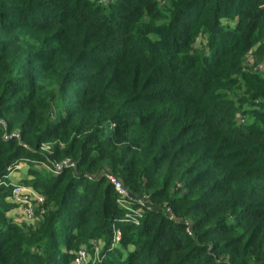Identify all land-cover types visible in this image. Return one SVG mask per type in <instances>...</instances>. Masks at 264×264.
Here are the masks:
<instances>
[{
    "label": "trees",
    "instance_id": "trees-1",
    "mask_svg": "<svg viewBox=\"0 0 264 264\" xmlns=\"http://www.w3.org/2000/svg\"><path fill=\"white\" fill-rule=\"evenodd\" d=\"M263 20L264 0H0V181L23 152L63 165L35 235L0 215V264H73L102 237L105 264H264V106L242 125L222 99L264 98L245 71ZM106 175L145 201L138 225Z\"/></svg>",
    "mask_w": 264,
    "mask_h": 264
},
{
    "label": "rangeland",
    "instance_id": "rangeland-1",
    "mask_svg": "<svg viewBox=\"0 0 264 264\" xmlns=\"http://www.w3.org/2000/svg\"><path fill=\"white\" fill-rule=\"evenodd\" d=\"M162 3H166L167 0H160ZM97 2L109 5V0H97ZM234 15V13H233ZM235 20L226 21L225 19L221 20V24L223 28L226 30H233L235 29ZM232 32V31H229ZM39 33L33 34L32 37H28L30 41L36 38ZM222 35L219 33L216 39H220ZM234 35H231L227 40L228 43L234 42ZM255 39L257 42L251 51L247 54V67L245 71L249 73H253L255 71L261 72L264 71V20L262 21L261 25L258 28L257 33L255 34ZM209 35L206 33H199L195 37L194 42V50L195 52L200 53L206 57H211L214 53L219 51H214V48L209 49L208 46ZM193 54V53H192ZM220 54V53H219ZM23 73L17 78V81H23ZM227 96L223 97L222 99H228L232 101V103L240 107L241 112L239 116V124L246 125L252 121V117L254 116V112L257 108H261L264 106V98L255 101V103H250V101H246V96L243 92H239L236 95H230L228 91ZM70 92H64V96L69 95ZM54 143L45 144L41 148V154H45L49 156L51 153V146ZM25 152L22 153L21 158L12 165L8 172L5 174L4 179L0 181V190H5L6 196H3V204L0 207V215L4 217L8 222L16 225L19 228H23L25 234L35 235L37 229L40 227L41 222H43V217H39L41 208H38L37 212V219L33 222H22L21 216L19 214L18 208L12 202V198L10 195L11 188L14 184H20L25 187L31 188L32 190L36 191L37 189L44 191L45 183L48 178L52 176H58L60 173L56 172L58 170V163H53V165H48L47 163H41L36 157H26ZM52 162V161H51ZM15 166V167H14ZM110 175H106V179L110 182ZM113 178H117L116 175H111ZM38 192V191H37ZM48 202V198H47ZM5 203V204H4ZM49 203V202H48ZM128 207H131V204L124 203ZM5 205V206H4ZM6 206L10 207L9 211H5ZM126 207L124 210L125 212L129 213L131 216V220H141L140 218V211L139 208H136V212L134 213L133 210ZM53 207L46 205L47 211L52 210ZM142 211L143 208H141ZM117 230L114 228L113 234V241L115 238V233ZM106 238L102 237L98 241H90L87 244L83 245H72L71 250L73 251V264L74 258L78 254L79 251L84 250L86 251V258L83 260L81 264H105L107 260H109V255L105 253L106 251ZM63 245L60 247V249ZM110 248L115 250L110 244ZM60 249H58L60 251ZM33 252L42 253L41 247H32Z\"/></svg>",
    "mask_w": 264,
    "mask_h": 264
},
{
    "label": "built area",
    "instance_id": "built-area-1",
    "mask_svg": "<svg viewBox=\"0 0 264 264\" xmlns=\"http://www.w3.org/2000/svg\"><path fill=\"white\" fill-rule=\"evenodd\" d=\"M0 123L4 126L5 123L3 121H0ZM13 137H19L18 134H13ZM12 136H7V140L12 139ZM69 162L66 161L64 162L65 165H67ZM63 165H58V170L62 169ZM71 167L74 166V164H70ZM110 182L112 183L115 191L117 192L118 196V203L125 209L128 207L124 203H128V205L131 204V207H128L129 209L131 208L133 212H136V209L132 206L131 201H136L140 207H143L145 205V201L143 199H136L135 197L131 196V194L123 187L122 183L117 179L113 178L110 175ZM11 198L13 204H15L18 208L19 214L21 216V221L22 222H33L37 219V210L38 208H41V213H44V207L46 205L47 197L44 196L43 194L32 190L31 188L25 187L20 184H14L11 188ZM140 211V218L142 217V211ZM126 220H129L136 225L139 224V220H131V216L129 213L126 214ZM117 230V229H116ZM187 231L189 234H191V231L189 228H187ZM120 232L117 230L115 233V238L113 241L112 247H115L116 245L119 244L120 242ZM86 258V251L81 250L78 252V254L74 258V263L75 264H81L83 260Z\"/></svg>",
    "mask_w": 264,
    "mask_h": 264
}]
</instances>
